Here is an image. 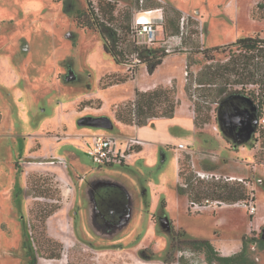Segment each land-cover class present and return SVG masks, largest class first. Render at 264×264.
<instances>
[{"label":"rangeland","instance_id":"obj_1","mask_svg":"<svg viewBox=\"0 0 264 264\" xmlns=\"http://www.w3.org/2000/svg\"><path fill=\"white\" fill-rule=\"evenodd\" d=\"M161 1L116 0L115 22H120L124 10L133 23L141 9L163 7V18L154 24L153 43L148 46L163 48L174 68L181 65V86L172 79L169 88L177 99L182 95L195 115L185 91L187 83L192 85L200 104L211 106V120L198 128L190 148L177 151L164 146L153 169L143 163L135 173L132 166L120 164H103L99 171L83 149L63 145L60 153L76 155L72 167L78 172H73L72 162H59L52 150L71 122L86 126L90 124L84 122L99 117L111 122L114 109L127 108L124 100L117 106L105 101L100 109L103 85L134 69V76L115 90L128 97L136 84L161 78L168 67L163 65L151 78L136 60L115 63L103 50L100 33L75 22L77 12L86 9V0H0V264H29L28 243L39 264H180L182 258L189 264H207L201 250L173 234L179 231V240H213L222 255L238 250L243 235L264 239V109L253 132L257 108L246 93L211 102L208 88L195 90L194 80L205 64L227 59L224 49L206 60L204 48L238 37L264 38V0ZM196 11L202 18L193 17ZM124 24L118 30L128 36ZM99 76L102 80L93 86ZM85 78L92 88L83 84ZM229 121L235 128H228ZM38 150L44 153H35ZM184 154L190 156L186 172L219 176L202 177L205 180L224 181L231 174L234 179L229 182L238 177L251 182L248 190L259 206L252 213L254 226L243 204L191 207L177 192L176 163L184 161ZM149 180L162 189L145 198L142 187ZM47 237L60 242L59 258H47L51 250ZM255 257L264 262L263 252L256 251Z\"/></svg>","mask_w":264,"mask_h":264},{"label":"trees","instance_id":"obj_2","mask_svg":"<svg viewBox=\"0 0 264 264\" xmlns=\"http://www.w3.org/2000/svg\"><path fill=\"white\" fill-rule=\"evenodd\" d=\"M115 9L116 0H96V5L93 0H86V9L77 12L75 22L77 25L100 33L103 50L112 57L115 63H128L135 60L132 58L134 56L137 60L134 63H143L147 73L152 74L167 53L163 48L138 44L130 34L132 25L130 13L122 11L119 13L120 22H115L118 19ZM126 13H129L128 16ZM122 23H125L123 26L128 31L129 37L118 30V26ZM224 49L227 51L225 61L209 62L195 73V90L208 88V95L212 97L211 102L217 103L225 102L233 94L246 93L247 98L256 104L258 121L264 109V38L259 35L238 37L227 44L206 47L202 50V54L206 60L211 61L214 59L213 52H223ZM128 71L131 74L125 73L124 76H117L113 83L125 82L133 77L135 70L128 68ZM193 74L190 72V75L193 76ZM101 80L102 77L99 78V81ZM248 85H253L256 89H250ZM191 86L187 83L185 91L194 106V123L197 128H200L210 122L212 108L209 103L207 106L200 104L198 97L193 91L191 92ZM102 87L105 88L104 85ZM179 103L174 90L169 86L158 85L147 90L135 87L133 99L127 101L125 110L115 109V117L125 124L142 126L155 117H173ZM256 128L257 124L254 132ZM186 161L188 163L190 161L189 154H184V161L178 163L177 192L186 196L189 202L201 203L204 199H210L221 201L224 205H238L249 199L250 191L243 183L229 182L230 180L226 179L224 181L205 180L198 174L197 176L193 170L186 172ZM188 210V212L191 211V209ZM249 219L252 220V214H249ZM171 229L174 232L173 228ZM174 237L182 243L191 244L201 250L207 257V264H264L255 257L256 251L264 253V239L249 238L243 235L241 247L238 250L222 255L207 239L182 238L179 240V231L173 234ZM253 241L255 245L252 247L250 243ZM46 242L51 249L47 258H59L60 242L51 237H47ZM27 249L30 256L29 264H39L32 245L28 243ZM180 264L189 263L182 258Z\"/></svg>","mask_w":264,"mask_h":264},{"label":"crops","instance_id":"obj_3","mask_svg":"<svg viewBox=\"0 0 264 264\" xmlns=\"http://www.w3.org/2000/svg\"><path fill=\"white\" fill-rule=\"evenodd\" d=\"M172 7L179 10L177 6L176 7L172 6ZM194 14H196V16L194 15L196 19H198L199 17L202 18L201 15H197V11ZM182 54H187V52H183ZM168 61H170V55H166L163 58L162 63L156 68V70L152 74L147 73L149 77L154 78L157 75L159 69L163 65H166L168 69L162 72L161 78H158L157 80L152 79V81H150L149 83H138L136 84V87L142 90H147V89H152L158 85L170 86L172 79H176L178 86H181L182 84V79L180 77L181 65H178L176 68H174L172 65L173 64L172 61L170 62ZM106 74H112V73H106ZM100 77L101 76L95 79V85L93 86L99 85ZM83 82H84L83 84L86 86L91 85L87 78H85ZM122 85H123V82L110 84L105 88L102 87L103 88L102 97L104 99H103L100 109L105 108V101L110 102V103L112 102L114 106H117L118 103L123 102L124 100L133 99L134 90H133V94H130L128 97L120 96L115 93V90ZM91 88H92V85H91ZM107 93L110 94V97H111L109 98L110 101H107V98L109 97V94ZM178 97L180 98V99L178 98L180 103L176 107L173 117H155V118L150 119L146 125H142V126H139L136 124H125L123 122L118 121L116 117L114 118L115 109L112 111L113 121H111V127H109V129H103L102 127L93 126V125L76 126L74 122H71V124H68V129L64 131V135L61 134L60 137L59 136L57 137L59 141L57 140L58 142L53 147L52 154L56 158L62 157L65 160L67 159L68 161L72 162L74 158L76 159V155L74 154L73 151L66 152V153H60L59 150L61 149L63 145H71L75 149H78V148L83 149L82 148L83 138L88 135L95 134V133L113 134L119 137L120 139H124L132 135H136L143 140V144L138 148L139 153L134 157L133 161L130 164H127L124 166L121 165V166L123 167L132 166L134 170H137L135 171V173H138L141 170V166L142 165L144 166L143 163H145L147 168L149 167V169H153L157 165V162H158L157 154L165 153L161 150L162 147L164 146L172 147L176 149L177 151H180L184 148H190L189 144H194L193 140H196L195 138L198 132L197 131L198 128L196 127L194 123L193 111L190 108V105L188 104V102L184 101L182 95H178ZM58 117H60L59 113H57L56 118H55L56 123L60 122ZM85 127H90V128H85ZM91 128H96V129H91ZM213 133L216 135L217 138L221 139L222 141H225L226 143V138H224L222 135L217 134L216 132H213ZM176 140H180V141H176ZM42 150L35 151V153L39 154V151L44 153ZM73 164L74 162L72 163L69 162L70 169L72 168L71 170L73 172H76L77 169L76 168L74 169V167H72ZM112 165H105V166L110 167ZM176 166H177L176 168L178 172V163H176ZM101 168H102L101 165H99L98 170L101 171L100 170ZM102 173H106L110 175V173H107L104 171H102L101 174ZM129 173L132 174V172L130 171ZM229 177H232V175L230 174ZM142 188L145 193L144 195L145 198H149V197L152 198L151 193H153L155 190H161L162 185L149 180L146 182V186ZM257 208H259L258 205H257ZM246 214H247V211H246ZM247 216H249V214H247ZM249 221H250L249 224L254 226V222L252 220H249ZM209 241L211 243L213 242V240H209ZM227 249L229 248L227 247L226 250Z\"/></svg>","mask_w":264,"mask_h":264},{"label":"built area","instance_id":"obj_4","mask_svg":"<svg viewBox=\"0 0 264 264\" xmlns=\"http://www.w3.org/2000/svg\"><path fill=\"white\" fill-rule=\"evenodd\" d=\"M142 1L143 0H140V2ZM158 1L162 2L161 0ZM162 18V6L141 9L133 18L130 34H136L133 37L136 39L138 44H151L153 43L154 39L153 34H155L156 31L153 26L154 24L161 21ZM183 18L184 17H182V19ZM90 95L91 94H85L83 97L89 98ZM262 124L264 125V119ZM215 129L218 131L217 125L215 126ZM142 144L143 140L136 135L120 139L119 137L108 133H95L84 137L82 140L83 151L91 158L94 163L98 165L130 164L134 157L139 153L138 147H140ZM57 159L59 162H65V159L62 157ZM198 175L201 178L210 176L218 179L219 177L215 173L209 172H198ZM225 179L232 180L234 178L225 177ZM237 180L243 183L248 189L251 188V182L241 177H238ZM259 182H261V180H259ZM254 199L255 198L250 191L249 199L243 203V205H245L247 209L250 210V214L257 211V205ZM190 204L191 207L196 210L203 206L215 209L221 205H224L221 201L210 199H204L201 203L190 202Z\"/></svg>","mask_w":264,"mask_h":264},{"label":"water","instance_id":"obj_5","mask_svg":"<svg viewBox=\"0 0 264 264\" xmlns=\"http://www.w3.org/2000/svg\"><path fill=\"white\" fill-rule=\"evenodd\" d=\"M84 123H89L90 125L98 126V127H111V122L106 120L104 117L96 118L93 121L92 120L91 121L87 120ZM252 124H253L252 125V131L254 132V127L257 124L256 116H255V119L252 120ZM228 128H230V129L235 128L234 124L231 121H229V127ZM45 260H49V259H45Z\"/></svg>","mask_w":264,"mask_h":264},{"label":"bare ground","instance_id":"obj_6","mask_svg":"<svg viewBox=\"0 0 264 264\" xmlns=\"http://www.w3.org/2000/svg\"><path fill=\"white\" fill-rule=\"evenodd\" d=\"M55 260V259H54ZM46 264H52L51 262H49V263H46Z\"/></svg>","mask_w":264,"mask_h":264}]
</instances>
